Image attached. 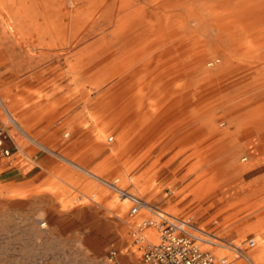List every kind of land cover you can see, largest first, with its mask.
Returning <instances> with one entry per match:
<instances>
[{"label": "rangeland", "instance_id": "374dc122", "mask_svg": "<svg viewBox=\"0 0 264 264\" xmlns=\"http://www.w3.org/2000/svg\"><path fill=\"white\" fill-rule=\"evenodd\" d=\"M0 90L10 131L8 113L72 166L238 245L236 260L221 248L232 264H264V0H0ZM71 124L86 147H57ZM4 179L0 264H108L111 250L141 264L139 224L156 218H131L114 189L87 200L80 180L30 193Z\"/></svg>", "mask_w": 264, "mask_h": 264}, {"label": "crops", "instance_id": "0c3cea01", "mask_svg": "<svg viewBox=\"0 0 264 264\" xmlns=\"http://www.w3.org/2000/svg\"><path fill=\"white\" fill-rule=\"evenodd\" d=\"M130 100L127 101V106H129ZM116 116H118L119 112L116 111ZM190 114L186 115H179L185 116L186 118H192L194 113L190 109ZM77 113H72L70 118H74L73 122L76 120L75 117ZM136 120L135 114L133 113L130 117L127 118V124L132 123L134 124ZM145 118H142V123H144ZM43 127L38 128L37 130L40 131ZM72 131V135L67 134L65 136V141L58 143L57 147L60 149H67V148H81L86 147L90 143V139L84 138L89 131L76 127L75 125L71 124L68 127ZM11 139L7 141L6 146L9 147L13 155L10 159H6L8 161H3L0 159V168L3 171V176L5 177V181L8 184H12L14 188L22 190L26 189L30 193L44 191L50 188H57L66 186L68 188H73L70 182H76L80 180L82 184H84V190L87 191L85 194H81L84 199L91 200L88 196V193L95 191L101 193L102 190L100 186L108 189L109 191L113 192V189L110 187L108 183L103 182L100 179L94 178L88 172L72 166L73 162L65 160L59 154H55L49 150H47L46 146L42 145L36 140L31 139L25 135V131L22 130L20 126L15 127L11 131L9 130ZM129 132V131H127ZM192 135V132H186V135ZM58 136V135H56ZM133 141V140H132ZM189 141V142H188ZM151 140L147 139V141L143 142V147L149 146ZM185 142L189 143L185 146H193L192 137L189 140H185ZM37 148L39 151L32 154V151H27L28 146ZM134 146V145H133ZM112 149L104 156L99 157L97 160L93 162V165H97L101 162H108L111 158ZM79 160L81 162L86 160V157L82 158L79 156ZM93 168L95 169V167ZM97 168V167H96ZM79 170V174L77 173ZM254 172V171H253ZM255 178H263L264 179V170L258 171L255 170ZM89 175V176H88ZM87 176V177H84ZM92 181L97 182V185L94 184ZM104 211H107L106 208H103ZM244 233L238 234L235 236V239L240 238Z\"/></svg>", "mask_w": 264, "mask_h": 264}, {"label": "built area", "instance_id": "2783aa9c", "mask_svg": "<svg viewBox=\"0 0 264 264\" xmlns=\"http://www.w3.org/2000/svg\"><path fill=\"white\" fill-rule=\"evenodd\" d=\"M12 124L17 125L15 119L8 113ZM10 127L0 121V159H10L13 155L12 150L6 146L11 139ZM111 138L109 141H112ZM244 157L242 162H247ZM116 191L121 199H128L132 206L128 215L133 218L141 214L143 209H147L150 215L156 218L143 219L139 227H156L159 241L156 244L148 245L141 257V264H229L227 258H218L211 250L205 249L206 246L216 247L224 244L223 239L219 238L214 232L208 231L190 219L167 214L152 205H148L144 200L133 196L128 191L120 188H113V183L109 184ZM45 226V224H43ZM141 242L147 241L146 237H141ZM139 243V241H137ZM249 249L257 246L255 238L247 240ZM239 255L241 249L235 247ZM108 264H121L117 250H111L106 256Z\"/></svg>", "mask_w": 264, "mask_h": 264}, {"label": "bare ground", "instance_id": "6f19581e", "mask_svg": "<svg viewBox=\"0 0 264 264\" xmlns=\"http://www.w3.org/2000/svg\"><path fill=\"white\" fill-rule=\"evenodd\" d=\"M219 63V60H215V61H211V62H209L208 64H207V67H214V66H216L217 64ZM4 94H5V91H2V90H0V100L2 101L3 100V97H4ZM16 121V120H15ZM17 122V121H16ZM19 122V121H18ZM17 122V123H18ZM18 125V124H17ZM19 126V125H18ZM206 165V162H203V163H201V164H199V165H196V167H195V170H197V169H201V168H203V166H205ZM208 166V165H207ZM145 174V173H144ZM93 177H97V176H95V175H93ZM140 177H141V175H140ZM103 180V179H102ZM199 180V179H198ZM141 181V180H140ZM109 184V183H108ZM141 185V184H140ZM120 188V189H124L125 187L123 186V184H121V180L119 179V178H116L114 181H113V188ZM128 193L129 194H131V195H133V196H136V197H138V198H140V199H142V200H144L143 198H141V197H139V196H137V195H135V194H133V193H131L130 191H128ZM120 200H121V202H124V203H126L127 204V207H128V205H129V203H130V201L128 200V199H121L120 198ZM145 201V200H144ZM150 202V201H149ZM149 202H147V201H145V203H147L148 205H152V204H150ZM120 209H121V213H123L126 209H125V206H121L120 207ZM142 211H146V212H148L147 211V209H143ZM166 213V212H165ZM142 214V213H141ZM167 214H169V213H167ZM170 215H172V214H170ZM172 216H175V215H172ZM157 221V220H156ZM212 232V231H211ZM213 232H214V230H213ZM217 235V234H216ZM145 236H146V239H147V242L149 243V244H156V243H158V241H159V237H158V232H157V229H156V227H151V228H147V230H146V234H145ZM218 236V235H217ZM219 238H221L220 236H218ZM227 246H231L232 247V250L231 251H233V252H235L236 253V255H235V257H234V260H236V259H238V255H237V251H236V248L235 247H238V245H234L233 243H224V244H219V246H216V247H209V246H206L205 247V249H209V250H211L212 252H213V250H214V253H215V255L217 256V257H221L223 254H225V253H223L222 251H223V249H227ZM240 247V246H239ZM221 248H223V249H221ZM222 250V251H221ZM221 258H226V257H221ZM246 260H248L249 261V259H248V256L246 255L245 257H244ZM228 259V262H229V264H232V261H230L229 260V258H227ZM251 261V260H250ZM243 264V262H241V261H239V262H236L235 264Z\"/></svg>", "mask_w": 264, "mask_h": 264}]
</instances>
